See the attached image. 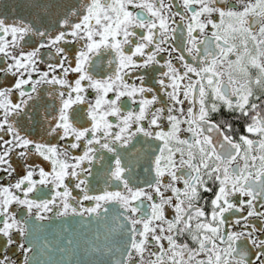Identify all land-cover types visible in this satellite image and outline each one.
Instances as JSON below:
<instances>
[{
    "label": "snow or ice",
    "instance_id": "obj_1",
    "mask_svg": "<svg viewBox=\"0 0 264 264\" xmlns=\"http://www.w3.org/2000/svg\"><path fill=\"white\" fill-rule=\"evenodd\" d=\"M0 264H264V0H0Z\"/></svg>",
    "mask_w": 264,
    "mask_h": 264
},
{
    "label": "flooded vegetation",
    "instance_id": "obj_2",
    "mask_svg": "<svg viewBox=\"0 0 264 264\" xmlns=\"http://www.w3.org/2000/svg\"><path fill=\"white\" fill-rule=\"evenodd\" d=\"M49 223V222H46ZM66 225L62 223L61 221H53L49 223L48 228L45 231V236L47 240L50 239V248L51 251L49 252L47 250V257L46 259L51 258L52 260H59L61 256H64L65 259H75L76 256H68L66 253H61L58 249L65 246L64 241L68 238L69 232L65 231ZM69 231L75 233V232H81L86 227H90L88 225H77V224H71L68 225Z\"/></svg>",
    "mask_w": 264,
    "mask_h": 264
},
{
    "label": "water",
    "instance_id": "obj_3",
    "mask_svg": "<svg viewBox=\"0 0 264 264\" xmlns=\"http://www.w3.org/2000/svg\"><path fill=\"white\" fill-rule=\"evenodd\" d=\"M44 235H45V233H44ZM40 256H42V257L45 259L46 256H47V249H46L45 252H44L43 254H41Z\"/></svg>",
    "mask_w": 264,
    "mask_h": 264
}]
</instances>
